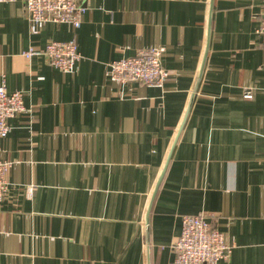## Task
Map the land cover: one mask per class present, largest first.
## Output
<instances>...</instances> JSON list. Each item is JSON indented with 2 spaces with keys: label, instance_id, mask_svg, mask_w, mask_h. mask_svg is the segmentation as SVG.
<instances>
[{
  "label": "crops",
  "instance_id": "1",
  "mask_svg": "<svg viewBox=\"0 0 264 264\" xmlns=\"http://www.w3.org/2000/svg\"><path fill=\"white\" fill-rule=\"evenodd\" d=\"M85 7L79 30L48 23L33 35L24 0L0 3V85L26 109L0 140L11 163L0 264H176L185 215L225 235L220 264H264L262 0ZM75 36L72 74L24 56ZM150 48L164 87L107 78L111 62Z\"/></svg>",
  "mask_w": 264,
  "mask_h": 264
},
{
  "label": "built area",
  "instance_id": "2",
  "mask_svg": "<svg viewBox=\"0 0 264 264\" xmlns=\"http://www.w3.org/2000/svg\"><path fill=\"white\" fill-rule=\"evenodd\" d=\"M16 0H0L12 3ZM91 0H24L29 14L30 31L40 34L48 23L71 24L75 30L82 26L85 5ZM264 7V0H262ZM257 34L264 46V20ZM24 56L27 59L45 56L51 66L61 72L72 74L81 60L78 40L75 36L67 42H49L44 48H30ZM106 76L120 85L138 84L162 88L168 79V72L162 64V52L150 48L140 50L135 56L113 61L108 65ZM250 94L246 98H251ZM22 92L10 93L5 81L0 85V140L11 132L9 120L25 113ZM11 163L0 159V204L6 199L9 184L6 180ZM176 264H220L228 261L232 247L223 233L218 231L202 215H185L182 218L181 235L173 245Z\"/></svg>",
  "mask_w": 264,
  "mask_h": 264
},
{
  "label": "water",
  "instance_id": "3",
  "mask_svg": "<svg viewBox=\"0 0 264 264\" xmlns=\"http://www.w3.org/2000/svg\"><path fill=\"white\" fill-rule=\"evenodd\" d=\"M170 158H171V154H170L169 157H168V160H167V163H166L165 169H164V171H163V173H162V176H161L160 180H159L158 183H157V187H156L155 194L157 193V190L159 189V187H160V185H161V183H162V181H163V178H164V176H165L166 170H167L168 165H169Z\"/></svg>",
  "mask_w": 264,
  "mask_h": 264
}]
</instances>
